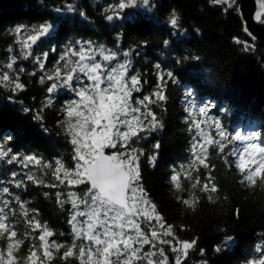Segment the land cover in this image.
<instances>
[{
	"label": "trees",
	"instance_id": "obj_1",
	"mask_svg": "<svg viewBox=\"0 0 264 264\" xmlns=\"http://www.w3.org/2000/svg\"><path fill=\"white\" fill-rule=\"evenodd\" d=\"M66 3L74 4L72 12L59 11ZM117 4L118 0H0V53L9 62L15 58L9 74L22 85L17 89L13 82L0 80V147L11 149L10 154L17 157L33 155L42 164H52L48 169L25 168L19 160L0 159V187H8L11 193L0 199L10 200L16 210L9 220L17 231L13 242L23 238L14 252L17 264H23L34 244L44 264H80L78 248L72 257L63 258L73 241L71 205H61L56 193L67 199L69 190L82 195L87 185H59L53 175L56 160L69 170L74 168L75 148L65 109L79 98L64 87L49 93L53 81L47 77L63 67L59 57L74 42L89 41L131 63L129 73L141 80L142 91L137 95L160 92L166 97L149 105L162 126L139 132L131 147L140 154V187L165 225L172 226L178 240H196L182 264H250L259 255L256 246L264 245V183L240 182L242 175L230 156L240 141L225 140L224 153L209 145L207 156L201 157L208 167L199 163L193 154L195 129L190 121L202 117L198 111L189 115V104L208 106L211 138L219 139L214 129V122H219L226 137L254 129L264 144V23L255 18L257 0H149L121 18L107 20ZM174 14L175 26L170 22ZM46 23L53 25L50 34L40 37L25 57L20 37L37 34ZM17 28L26 31L16 33ZM124 52L130 55L124 57ZM45 53L41 69L36 57ZM169 71L174 78L162 81L161 75L166 77ZM186 92L192 96L186 97ZM157 144L159 149L154 148ZM27 175L44 183L28 181ZM173 175L178 176L179 189L171 180ZM21 180L17 188L15 183ZM205 184H215L217 191H201ZM16 197L24 203L27 218ZM184 200L192 201V206ZM33 217L54 232L49 242L65 245L59 252L52 249L50 260L43 258L39 248L41 230L28 226ZM227 237L231 242L222 246ZM6 244L0 239V249Z\"/></svg>",
	"mask_w": 264,
	"mask_h": 264
},
{
	"label": "snow or ice",
	"instance_id": "obj_2",
	"mask_svg": "<svg viewBox=\"0 0 264 264\" xmlns=\"http://www.w3.org/2000/svg\"><path fill=\"white\" fill-rule=\"evenodd\" d=\"M135 3L136 0H118L117 9L124 10ZM142 3L148 5L149 0H142ZM260 7L264 9V0H261ZM256 18L260 19V13L256 14ZM106 19L111 21L114 16L108 15ZM170 22L173 26L177 24L175 14ZM52 28V24H43L37 34L29 35L19 42L25 57L31 55V47L40 37L50 34ZM22 31L26 30L16 29V33ZM164 43L167 45L168 41ZM11 51L12 49H9V52ZM129 55L128 52L123 53L124 57ZM46 57L47 53L43 54V57H36L41 69L45 66L43 60ZM59 59L63 62V67H57L54 76L47 77L53 81L47 91L52 93L58 87H64L79 99H73L65 109L69 118L67 125L71 143L75 147L73 157L75 167L69 170L61 160H56L53 175L59 185H65L66 182L70 188L87 185L82 195L69 190L67 199H61V192L56 193L61 205H71L69 224L73 241L64 251L63 258L72 257L74 250L78 248L80 264H142L145 261L146 264H167L168 257L161 245H168L170 250L176 253L175 264H182L181 255L186 257L188 251L196 245V240H178L172 226L165 225L164 218L158 213L155 204L147 198L144 189L140 187L141 177L137 163L140 154L131 147L132 140L139 139V132L154 131L162 126L149 105L158 100L163 101L166 97L156 92L152 96L138 97L133 103V93L141 92L142 86L137 74L128 75L131 63L121 60L117 53L104 46H94L90 41L74 42ZM15 64L16 60L13 58L6 67L13 69ZM156 67L159 69L160 65ZM165 78H174V74L169 71L166 77L164 75L160 77L162 81ZM0 80L13 82L11 75L6 72H0ZM43 82L42 79L41 83ZM14 87L19 89L22 85L14 83ZM191 96V92H186V97ZM207 107L190 103L189 115H194L198 111L201 116L207 118ZM190 123L195 129L193 154L201 165L208 167L201 157L207 156L209 145L217 147L220 153H224L225 140L229 143L231 140L240 141L243 147H233L230 152V156L235 158L232 163L242 175L240 182H247L249 186L256 185L258 181L264 183V146L257 142L255 134L243 136L237 132L234 137L229 138L225 136L221 124L214 122L215 136L219 137L214 139L211 138V132L201 127V121L192 119ZM159 147V144L154 146L155 149ZM106 149L115 151L106 155ZM10 153L11 149L0 147V159L7 158L9 163L19 160L25 168L30 165L41 166L44 169L52 167L50 163L42 164L41 159L36 156L17 157ZM225 163L229 161L225 160ZM12 176L15 181L16 174L13 173ZM25 178L34 183H44L42 180L37 181L33 175H27ZM171 180L179 189L178 176L173 175ZM22 184L23 180L16 182L15 186L19 188ZM197 184H193V188H196ZM201 191L214 193L217 189L215 184L211 186L205 184ZM6 195H11L10 189L0 187V196ZM15 200L27 218L28 212L24 209V203L19 197ZM183 203L189 206L193 204L190 200H184ZM10 204V200L0 199V239L7 241L6 248L0 249V264H17L14 252L23 243V238L13 242V238L17 237V231L9 220L10 216H16V210L10 207ZM27 223L33 231L41 230L38 239L44 259L52 258V249L59 252L65 247L63 243L55 240L49 242L54 232L47 225L38 222L35 217ZM142 223L148 232L141 227ZM168 237L172 239H167ZM231 239L227 237L222 246H227ZM146 245L150 246L151 250L144 252ZM217 251H220V248H217ZM255 252L259 255L250 264H264V245H257ZM155 257L160 259L154 260ZM38 261L44 264V260L37 255V246L34 244L24 258L23 264H37Z\"/></svg>",
	"mask_w": 264,
	"mask_h": 264
},
{
	"label": "rangeland",
	"instance_id": "obj_3",
	"mask_svg": "<svg viewBox=\"0 0 264 264\" xmlns=\"http://www.w3.org/2000/svg\"><path fill=\"white\" fill-rule=\"evenodd\" d=\"M226 1H230V0H226ZM260 2H261V0H257V5H256V13H255V18H256V14L257 13H260V19L258 20L257 18V20L258 21H264V9H262L261 7H260ZM231 4V3H230ZM136 5H140V6H143L144 4L142 3V0H136V3L134 4V5H131L130 7H128V8H125L124 10H120V12L118 13V15H117V11H119V9H117V5H115V6H113L115 9H116V11H114V14L112 13L111 15H113L114 17H117V18H121V17H123L126 13H124V12H127V11H129L131 8H134V7H136ZM74 6V4L73 3H66L65 4V6H64V8L62 9V10H59L60 12L61 11H65V12H72L73 11V7ZM27 37H20V41H23V40H25ZM95 46V45H94ZM97 59H100L99 57H97ZM9 61H7L6 60V57H5V55H2L1 53H0V70H2L3 72L5 71L6 73H9L10 71H12L13 69H8L7 67H6V65H7V63H8ZM113 64L115 63V62H112ZM128 75L130 76L131 74L130 73H128ZM11 77H12V75H11ZM142 98L140 95H137L136 93H133V97H132V100H133V103H135V100L137 99V98ZM142 111L144 110L143 108L141 109ZM202 118H200L199 119V121H201L202 123H201V127L205 130V131H209L210 132V129L208 128V118H205L204 116H201ZM241 135H243V136H249V135H252V134H255V136L257 137V142H259V143H261L259 140H258V137H259V135H258V133H257V130H254V129H251V130H247L246 132H242V133H240ZM201 143H203V141H201ZM262 144V143H261ZM262 146H264V144H262ZM243 147V144L241 143L240 144V146L238 147V148H242ZM75 148V147H74ZM136 150H137V152L139 153V151H138V149L137 148H135ZM107 150V152L109 153V154H113V152L115 151V150H111L110 152L108 151V149H106ZM121 151H123V149H121ZM137 163H138V165H139V159H138V161H137ZM74 167H75V163H74ZM74 169V168H73ZM80 219H83V218H80ZM153 224H155V221H153ZM141 227L142 228H144V230L146 231V232H148V229L145 227V225L142 223L141 224ZM167 239H170V237H168ZM79 242V241H78ZM161 247H163L164 248V251H165V254H166V256L168 257V261H167V264H170V257H172L173 258V263L172 264H175V257H176V253H173L171 250H170V248H169V246L168 245H161ZM151 250V248H150V246H144V249H143V251L144 252H147V251H150ZM167 251H170V254L167 252ZM42 253H43V250L41 251ZM38 255V254H37ZM39 256V255H38ZM183 258H185L183 255H181V261H182V259ZM157 259H160V257H155L154 258V260H157ZM37 264H40V262L38 261L37 262ZM142 264H146V261L145 262H142Z\"/></svg>",
	"mask_w": 264,
	"mask_h": 264
},
{
	"label": "water",
	"instance_id": "obj_4",
	"mask_svg": "<svg viewBox=\"0 0 264 264\" xmlns=\"http://www.w3.org/2000/svg\"><path fill=\"white\" fill-rule=\"evenodd\" d=\"M105 154L108 155L109 153L107 152V150H105Z\"/></svg>",
	"mask_w": 264,
	"mask_h": 264
}]
</instances>
